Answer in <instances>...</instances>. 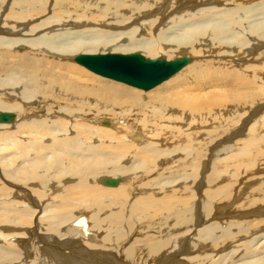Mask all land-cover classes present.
I'll use <instances>...</instances> for the list:
<instances>
[{
  "label": "bare ground",
  "instance_id": "obj_1",
  "mask_svg": "<svg viewBox=\"0 0 264 264\" xmlns=\"http://www.w3.org/2000/svg\"><path fill=\"white\" fill-rule=\"evenodd\" d=\"M0 4V264H264V172L247 181L264 155V0ZM101 50L204 56L147 91L77 66ZM180 168L186 186L162 184ZM204 185L193 221L181 203Z\"/></svg>",
  "mask_w": 264,
  "mask_h": 264
},
{
  "label": "water",
  "instance_id": "obj_2",
  "mask_svg": "<svg viewBox=\"0 0 264 264\" xmlns=\"http://www.w3.org/2000/svg\"><path fill=\"white\" fill-rule=\"evenodd\" d=\"M75 62L97 75L148 91L179 72L191 62V58L167 60L149 59L140 53H99L78 55ZM12 121L14 114L0 112V123ZM118 182L104 181L111 186L118 185Z\"/></svg>",
  "mask_w": 264,
  "mask_h": 264
},
{
  "label": "rangeland",
  "instance_id": "obj_3",
  "mask_svg": "<svg viewBox=\"0 0 264 264\" xmlns=\"http://www.w3.org/2000/svg\"><path fill=\"white\" fill-rule=\"evenodd\" d=\"M51 1V0H50ZM5 5L4 4H0V10H3V7H4ZM204 7H206L207 8V6H198V7H196V8H194L192 11H197V10H199L200 8H204ZM220 7H222V8H232L233 7V5H227L226 4V6L224 5V6H221L220 5ZM222 15V14H221ZM262 18L264 17V15H262L261 16ZM143 21H145L144 22V24H146L147 23V21L144 19ZM169 21V20H168ZM130 22H132L131 20L130 21H127L125 24H126V26L130 23ZM140 22H142V19L140 20ZM124 24V25H125ZM1 25H3V24H1ZM118 25V24H117ZM122 25V24H121ZM189 26H186V27H184V29H186V28H188ZM132 28L133 27H131L130 26V28L128 29L127 28V31H125V32H127L128 34H130V32L132 31ZM120 29L121 30H124V28H121V26H119V29H116V32H119L120 31ZM126 30V29H125ZM183 31V29H180V33H183L182 32ZM25 34V33H24ZM124 35V37H129V35ZM144 33H142L141 32V34H140V32H137V35L138 36H140V35H143ZM145 35V34H144ZM118 43V42H117ZM122 42H120L119 41V43L116 45V46H113L114 44H116V43H111V44H109V45H107L105 48H109V47H112V48H117L118 50L120 49V47L118 46V45H120ZM99 46H101V45H99ZM104 46V45H103ZM23 48V47H25V45H23V46H19L18 48L19 49H21V48ZM102 48V47H101ZM24 49V48H23ZM260 50L262 51V48L261 49H259V51H258V53L260 52ZM100 53V52H103L102 50L101 51H97L96 53ZM107 52H110V51H107ZM107 52H104V53H107ZM257 52V51H256ZM112 53H124V52H112ZM135 53V52H134ZM254 55H256L257 56V53L256 54H254ZM203 56L204 55H195V56H189V57H191V59L193 60L192 61V63L193 62H196V61H199V60H202L203 59ZM206 56V58L205 59H208V57L209 56H211V55H208V54H206L205 55ZM252 56V55H251ZM146 58H148V57H146ZM157 58H163V57H157ZM166 58V57H165ZM174 58V57H173ZM230 58H232V56L230 57ZM151 59H154V58H151ZM204 59V60H205ZM261 63H263L264 62V60H261L260 61ZM74 64H76V63H74ZM77 66H79V67H81V68H83L84 70H87L86 68H84L83 66H81V65H79V64H77ZM87 71H89V70H87ZM259 71H261V72H263V70H259ZM89 72H91V71H89ZM91 73H93V72H91ZM95 74V73H94ZM97 75V74H96ZM100 76V75H99ZM101 77H103V76H101ZM105 78V77H104ZM109 79V78H108ZM122 84V83H121ZM124 85V84H123ZM130 87V86H129ZM132 88H134V87H132ZM136 89V88H135ZM13 113H15V112H13ZM100 115H108V114H101V113H99ZM106 117H109V116H106ZM122 118H124V117H122ZM106 121H108V120H106ZM215 129V127H212V130H214ZM213 134V133H212ZM123 137V136H122ZM151 138H155L154 137V135H152L151 134V136H150ZM236 141L234 140V142L232 141V142H229L230 144L229 145H234V144H237V143H235ZM148 144V143H147ZM225 145V144H224ZM227 145V144H226ZM142 146H144V145H142ZM235 147V146H234ZM237 148L239 147H242V144L240 143L239 145L237 144V146H236ZM239 150V149H238ZM172 156H174V155H167V156H163V159H169L170 157H172ZM178 156H180V158L181 159H184L185 157L183 156V155H178ZM165 157V158H164ZM193 157H200L201 158V161H200V164H201V166H204L206 163H207V158L208 157H210V155H208V154H204V155H199V156H197V154L195 155V156H193ZM222 161H224V160H227V159H229L230 158V155H222V157H219ZM129 161V160H128ZM259 163H256L255 164V166H253V167H251V170L250 171H252V172H257V174L255 175V176H253L252 178H250L249 180H247V181H251V179H256V178H258L259 177V172H258V170L259 171H263L264 172V155H261L260 156V158H259ZM130 162V161H129ZM172 170V172L170 173V174H168V175H166V176H161V177H159V178H161L162 179V184H164L165 182H166V180L167 179H169V178H172L175 182L176 181H180L182 184H181V186L182 187H184V186H186L188 183V181H182L185 177H186V174H188V173H192V172H190V171H182V169L180 168V170H174V169H171ZM198 170L200 171V173L197 175V178H196V182H200L201 181V179H202V176H203V174H202V168L200 167V169L198 168ZM118 176H123V177H127L128 178V176L127 175H124V173H120V174H117ZM227 175L228 174H226L225 176H223V177H221V179H218V182H217V184H219V186H224V185H226V184H228L231 180H232V178H231V176L229 175V179H230V181L227 179V178H225V177H227ZM157 177V175H154L153 176V179L154 180H156V179H159V178H156ZM166 177V178H165ZM261 177V176H260ZM259 177V178H260ZM121 178V177H120ZM229 181V182H228ZM125 183H127V180L125 181V182H123V184H125ZM187 183V184H186ZM185 184V185H184ZM210 186H212V185H210ZM143 187H148V186H143ZM145 190H147V189H144L143 191H145ZM209 190V187L207 186V185H204L203 187H202V189L201 190H197L196 188H195V186H192V194L190 195V196H188V200L184 203V204H182L181 203V209H187L188 207H190L191 208V206H190V203H195L193 206H192V208H191V210H190V213H191V216L194 214V217H193V221H194V219H195V217H196V213H197V211L199 212V214L202 212V208H201V203H202V201H201V199H202V196L205 194V192H207ZM160 194H161V197H163V195H164V193L163 192H160ZM186 195V193L183 195V196H185ZM181 202V201H180ZM126 203H128V201L126 202ZM198 203H199V205H198ZM42 215V214H41ZM41 215H39V216H41ZM151 215H153V217H154V214H151ZM130 219L132 218L131 216L129 217ZM155 218V217H154ZM200 218H201V216H200ZM131 221H133V219H131ZM127 223L128 222H122L121 224H120V226H119V229H122L123 231H124V229H125V226L127 225ZM138 224V225H137ZM137 224H134V228L136 229V227L138 228L139 226H141L142 224H145L144 223V221H140V222H137ZM44 225H46V224H44ZM205 225H208L207 223H205V224H200L198 227H193V230H191V232H184L183 234H185L187 237H189L188 239H189V242H190V240H192V237L193 236H195V237H197V233L205 226ZM15 227H18L19 229L17 230V232H14L13 234H20L21 232L19 231L20 229H22V226L21 225H19V226H14V227H12V228H15ZM26 227H28L27 225H26ZM129 228V227H128ZM222 229H225V226L222 228ZM153 231H155V232H151V235L153 234V235H155L156 237L157 236H159L160 235V232H159V230H153ZM129 232H131L132 233V236H133V238L134 239H132L131 241H130V244H132V245H134V246H136V247H143L145 244L144 243H142V242H137L136 241V239H138V238H140V236H137V233H136V231L134 232V231H132V230H130L129 229ZM41 233H42V231H41ZM219 233V235H220V231L218 232ZM10 234V233H9ZM180 238V237H179ZM0 242H1V237H0ZM2 242H4V241H2ZM85 242V241H84ZM5 243V242H4ZM10 244V242H9V240L6 242V245L5 246H8ZM38 247H40V246H38ZM231 248L232 247H229L227 250H225L223 253H228V252H230V250H231ZM92 249L93 250H95V247H92ZM192 262V261H191Z\"/></svg>",
  "mask_w": 264,
  "mask_h": 264
}]
</instances>
